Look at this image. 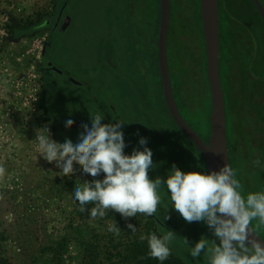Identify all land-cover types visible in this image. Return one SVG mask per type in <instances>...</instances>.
<instances>
[{"label":"rangeland","instance_id":"obj_1","mask_svg":"<svg viewBox=\"0 0 264 264\" xmlns=\"http://www.w3.org/2000/svg\"><path fill=\"white\" fill-rule=\"evenodd\" d=\"M62 1L0 0V166L6 170L0 175V233L5 239L0 245L9 264H52L54 252L61 255L62 264H83L86 244L94 234L111 235L112 232L107 229L114 220L120 228L125 221L134 224L133 220L141 218V214H137L125 219L110 210L104 218L90 217L84 224L78 214L79 208L73 202L72 189L79 181L82 183L93 178L81 175L78 164L74 165L75 171L65 177L55 163L49 164L43 159L38 145L33 142L38 128L47 127L52 139L58 143H63L65 139L75 142L88 114L103 115L102 123L109 120L103 110L87 102L86 99L93 94L89 88L84 85L79 89L70 78L73 75L70 65H77V71L84 69L92 73V69L98 65L97 60L102 59L106 0H89L77 8L75 23L71 28L68 27L69 18L63 13L69 0L64 2L61 9ZM185 2L183 0L179 5L181 19L186 17ZM229 7L235 15L230 21L236 23L230 28L228 43L234 50L231 53L236 54L234 63L237 71H248L251 67L252 75L264 74V43L259 42L250 30L252 24L257 26L256 33L264 34L257 12L248 0H229ZM238 16L242 19L240 22L236 19ZM36 25L39 28L34 32ZM12 27L20 29L18 35H15ZM245 29L248 31L244 32ZM185 33L182 21L174 17L169 42L179 56L182 55L184 43L181 38L185 39ZM235 33L247 37L249 43L244 45L241 36L236 39ZM224 34L227 36V31ZM178 68L181 86L186 87L187 71L180 65ZM225 76L228 74L223 72L224 90L227 93ZM72 77L83 80L82 73ZM234 77L237 78L232 75ZM227 103L226 98L228 108ZM167 110L158 111L159 114L153 118V122L159 120L157 136L162 138L164 128L180 138L179 133L171 127L172 117L168 116ZM46 114L49 122L45 120ZM68 119H72L74 124H81L76 129H66ZM138 119L136 116L133 120L128 117L122 126L128 145L126 154L139 147L140 137L147 138L149 131L146 125L149 124L140 121L141 124L137 126L135 121ZM147 147L153 151L155 165L149 172L150 179L157 176L166 178L173 164L185 172L204 171L202 162L191 160L194 162L193 168L187 164L188 159H184L183 155L188 152L186 149L184 151L180 147L177 151L175 147L171 149L158 144H147ZM161 198L163 203L158 206L155 216L167 231L165 235L169 229L175 234L171 244L178 256L188 264H210L207 249L200 257L193 259L185 239L192 247L201 237L215 240L212 232L203 222L187 223L172 208L166 210L170 201L163 191ZM164 216L170 218L163 219Z\"/></svg>","mask_w":264,"mask_h":264},{"label":"clouds","instance_id":"obj_2","mask_svg":"<svg viewBox=\"0 0 264 264\" xmlns=\"http://www.w3.org/2000/svg\"><path fill=\"white\" fill-rule=\"evenodd\" d=\"M103 120L104 116L99 113L88 114L75 142L71 139L56 142L47 127L38 128L33 141L43 159L49 164L55 163L65 177L78 164L81 175L93 178L82 183L78 180L72 189L73 202H79L82 213L87 212L91 218H104L111 210L125 219L137 214L152 217L163 203V191L170 201L166 210L172 208L187 223L203 222L215 238L201 237L192 247L185 239L193 259L207 249L210 264H264V239H256L250 228L254 219L264 224V190L249 193L246 198L242 196L240 184L227 164L211 172H185L173 164L166 178L150 179L149 172L155 165L147 138L140 137L139 147L126 154L128 145L122 131L125 123L119 120L102 123ZM73 124L68 119L65 128L70 129ZM5 171L0 166V175ZM127 228L132 234L137 231L131 223ZM107 230L115 235L121 232L115 220ZM174 235L172 231L167 235L141 234L140 240L147 241L148 255L164 264L172 254L170 244Z\"/></svg>","mask_w":264,"mask_h":264},{"label":"trees","instance_id":"obj_3","mask_svg":"<svg viewBox=\"0 0 264 264\" xmlns=\"http://www.w3.org/2000/svg\"><path fill=\"white\" fill-rule=\"evenodd\" d=\"M173 1L172 22L170 26H172L175 17L176 19L179 18L180 22L182 21L183 27H185L186 30L184 35L186 40L181 38V42L184 43L181 56H179L178 53L176 54V51H174L175 47H172L170 42L168 44L170 76L174 97L184 120L193 131L208 141L211 135L210 117L212 104L207 75V53L202 28L200 0H185L186 17H184V19H181V14L179 15L178 13L179 5L183 0ZM224 1L226 3L229 2V0ZM248 1L251 2L250 0ZM259 1L264 6V0ZM257 15L264 27V22L258 12ZM256 27L257 26H254L253 28L255 35L259 39V42L264 43L262 35L256 33ZM33 28H35L34 32H36L39 25ZM12 30L16 31L15 35H18V32H20V29L14 27H12ZM258 31L261 30L258 29ZM171 59H173V61ZM44 60L46 62L47 58L45 57ZM234 61L235 59L224 61L221 57L220 73L221 79H223L222 85L225 105L226 98L227 102L230 103H227L228 108L226 106L230 163L234 172V178L240 184L239 191L241 195L246 198L249 193L264 190V74L252 75L251 67L248 71H237L238 68ZM178 65L184 67L187 71L188 86L186 87L181 86ZM223 72L225 75L228 74V76H225L227 77V93L224 90ZM232 75L237 78L235 79L234 77L233 79ZM159 85L161 91L163 89L161 80ZM190 97L192 99H190ZM234 114L236 115L235 120H233ZM45 120L49 122L47 114ZM171 121L173 123V130L179 133L181 137L177 138L171 135V131H165L164 128H162L164 135L160 138L157 136V127L153 129L152 135L149 134V136H147L148 144H158L171 149L175 147L176 150L177 148L180 150V147H186L187 144L191 147V151L184 154V159H188L187 164L193 168L194 162H190L191 160L198 163L202 162L204 172H207L203 155L178 128L172 118ZM157 122H159V120H157ZM166 138L170 140L171 144L167 145L164 142L167 140ZM257 161H259V163H257ZM95 179H102V177H96ZM75 202L79 208L78 214L80 219L84 224H87L91 216L87 212L82 213L78 205L79 202ZM91 206V204L87 205L88 208ZM108 218L110 219V216ZM133 221L135 222L133 225L137 227L135 234H132L131 230L127 228V221L121 223V232L119 235L112 233L107 236L106 234L94 232L96 234H94L92 239L86 244V255L84 256L83 264H159L158 260L148 255L147 241H141L140 235H147L149 233L165 235L167 231L162 227L155 215L147 217L141 214V218ZM250 227L259 237L264 239V224H260L258 219H254ZM4 240L3 234L0 233V244ZM170 247L172 249V254L164 264H188L178 256L172 244H170ZM0 264H9V261L3 256L1 245ZM52 264H62V258L59 253H53Z\"/></svg>","mask_w":264,"mask_h":264},{"label":"crops","instance_id":"obj_4","mask_svg":"<svg viewBox=\"0 0 264 264\" xmlns=\"http://www.w3.org/2000/svg\"><path fill=\"white\" fill-rule=\"evenodd\" d=\"M65 1H62L61 9ZM87 2L89 0H69V5L63 11L69 18L68 27L71 28L75 23L77 8ZM136 2L137 0L105 1L102 26V59L97 60L98 65L92 69V73L84 69L77 71V65H70L73 72L71 79L74 84L77 82L78 86L76 87L79 89L81 88L79 87L80 83L89 88L90 93L93 94L89 99H85L94 108H99L106 113L109 119L108 123H115L116 120L126 123L128 117L133 120V117L136 116L139 118L135 121L137 126L141 124L140 121L149 124L146 125V129L149 131L147 136H149V134H153V129L157 128V123H155L156 121L153 122V118L159 114L158 111L166 112V109L162 107L165 100L161 102L162 90L160 91L159 82L162 78L160 69L158 68L153 74L146 72L141 74L138 69V48L140 46L136 44L135 35L138 33V24L136 25L134 19L139 9H137ZM124 10H129L130 15L126 16L125 12L123 13ZM127 20L131 24L127 23ZM129 25L134 28L129 31L124 30V27H129ZM126 34L130 35L126 37ZM81 73L83 80L72 77L81 75ZM130 82L134 85V95L129 86ZM171 127H173L172 124ZM164 142L167 145L171 144L169 139ZM181 148L184 151L185 149H188V152L191 151V147L187 144L186 147Z\"/></svg>","mask_w":264,"mask_h":264},{"label":"water","instance_id":"obj_5","mask_svg":"<svg viewBox=\"0 0 264 264\" xmlns=\"http://www.w3.org/2000/svg\"><path fill=\"white\" fill-rule=\"evenodd\" d=\"M264 22V6L259 0H251ZM202 28L207 53V75L211 91L212 112L211 135L205 142L184 120L178 109L170 76L168 56V34L171 22V0H161V23L159 35V65L164 89V99L169 113L178 128L200 151L206 163L207 172L218 171L224 164L231 167L228 148V128L224 91L220 73V8L219 0H200ZM81 123L74 124L76 129ZM232 169V167H231ZM251 228V227H250ZM254 232V230L251 228ZM255 233V232H254ZM256 239H262L256 233Z\"/></svg>","mask_w":264,"mask_h":264},{"label":"flooded vegetation","instance_id":"obj_6","mask_svg":"<svg viewBox=\"0 0 264 264\" xmlns=\"http://www.w3.org/2000/svg\"><path fill=\"white\" fill-rule=\"evenodd\" d=\"M251 1V0H250ZM174 1L171 0L172 4V10H173V3ZM137 9L138 13L136 12L135 19L136 25L138 24L137 30L138 33H136L135 38L137 40L136 44L140 46L138 48V57H139V64L138 69L142 72H146L147 74H153L154 71H157L158 68L160 69L159 64V35H160V23H161V0H137ZM129 4V3H128ZM250 4L253 6L255 11L258 12L257 8L255 7L254 3L251 1ZM219 8H220V45H221V51H220V58L225 61H229L236 58V54H232L231 51L234 52L231 46H229L228 36L230 33V28L236 23V21H230L232 16L234 15L233 10L229 7V2L226 3L224 0H219ZM126 16L130 15V11L124 10ZM259 13V12H258ZM260 15V14H259ZM238 18V19H237ZM172 19V14H171ZM237 21H241L242 19L236 17ZM129 20V19H128ZM127 20V23L129 21ZM172 22V21H171ZM170 22V25H171ZM131 24V23H129ZM171 27V26H170ZM170 27H169V34H168V41H167V48L169 44V36H170ZM132 28H134L132 25H129V27H124V30L129 31ZM254 26L250 24V30L252 33L255 34V31L253 30ZM224 31H227V36H225ZM248 31L247 29L244 30V32ZM141 32V34H139ZM229 33V34H228ZM130 34H126V37ZM243 35V34H242ZM262 35V39H264V34ZM239 34L235 33V38L240 39ZM247 37L241 36V41L244 45L249 43V40H246ZM235 55V56H234ZM169 56V55H168ZM170 63V62H169ZM106 69V68H105ZM71 78V77H70ZM222 78V77H221ZM226 81H227V77ZM223 80V79H222ZM162 81V80H161ZM77 83V82H76ZM131 83V82H130ZM129 83V84H130ZM224 83V81H223ZM79 87H83L84 84H79ZM131 87V92H133V95L135 94V89L133 88L134 85L131 83L129 85ZM163 88V83H162ZM160 93V91H159ZM164 101V89H162L161 93V102ZM165 103V101H164ZM162 104L163 108H167V105L165 103ZM226 107V105H225ZM169 113V110H168ZM170 113H169V115ZM202 138V137H201ZM205 142H208L204 138H202ZM205 163V160H204ZM206 165V163H205Z\"/></svg>","mask_w":264,"mask_h":264}]
</instances>
